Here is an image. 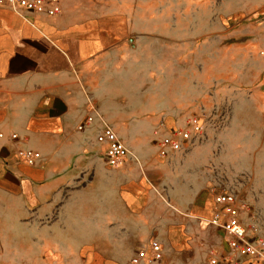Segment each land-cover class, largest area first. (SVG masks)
I'll list each match as a JSON object with an SVG mask.
<instances>
[{
	"label": "crops",
	"instance_id": "obj_1",
	"mask_svg": "<svg viewBox=\"0 0 264 264\" xmlns=\"http://www.w3.org/2000/svg\"><path fill=\"white\" fill-rule=\"evenodd\" d=\"M100 1L58 0L54 16L0 4L3 203L38 214L39 221L47 215L64 221L49 242L77 246L68 254L71 264H129L151 240L162 248L154 264H204L211 254L217 264H264L229 252L224 232L207 222L217 210L214 197L228 190L209 182L201 187L196 179L191 198L176 200L164 182L167 164L153 147L127 145L129 157L109 168L105 146L96 140L100 123L77 129L90 101L114 99L120 84L110 77L118 62L120 17L98 12ZM22 150L37 160L24 164ZM241 218L252 227L257 222L254 213L247 218L244 211Z\"/></svg>",
	"mask_w": 264,
	"mask_h": 264
},
{
	"label": "rangeland",
	"instance_id": "obj_2",
	"mask_svg": "<svg viewBox=\"0 0 264 264\" xmlns=\"http://www.w3.org/2000/svg\"><path fill=\"white\" fill-rule=\"evenodd\" d=\"M98 12L120 17L110 74L120 84L90 105L126 147L154 148L174 199L209 182L234 193L264 234V0H101ZM191 116L202 133L161 159L158 140ZM37 217L0 198V264L73 263L77 246L51 243L65 222Z\"/></svg>",
	"mask_w": 264,
	"mask_h": 264
},
{
	"label": "built area",
	"instance_id": "obj_3",
	"mask_svg": "<svg viewBox=\"0 0 264 264\" xmlns=\"http://www.w3.org/2000/svg\"><path fill=\"white\" fill-rule=\"evenodd\" d=\"M58 0H0L14 10H25L31 13L54 16L58 13ZM97 120L100 129L96 134L98 143L105 146L104 157L106 166L117 168L129 157L130 153L125 144L118 137L113 128L101 118V115L90 105L88 115L78 125V130L92 126ZM203 130V122L199 116H191L187 119L185 128H173L166 131L165 136L157 142V154L161 159H166L169 154L180 151L185 143L199 136ZM1 136V135H0ZM15 138V135H11ZM19 159L27 165H32L37 160V155L31 150H22L18 153ZM217 210L208 224L220 228L224 232L225 243L229 252L239 257H247L252 260L264 262V234L252 233V226L242 221V213L245 211V204L237 196L225 191L214 197ZM162 258L161 245L151 240L144 247L138 250L129 261V264H154ZM204 264H217L214 254Z\"/></svg>",
	"mask_w": 264,
	"mask_h": 264
}]
</instances>
